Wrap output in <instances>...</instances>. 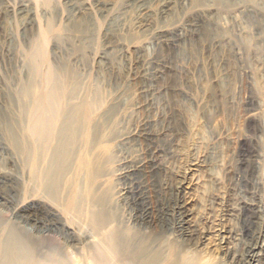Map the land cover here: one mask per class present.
Wrapping results in <instances>:
<instances>
[{"label": "rangeland", "instance_id": "1", "mask_svg": "<svg viewBox=\"0 0 264 264\" xmlns=\"http://www.w3.org/2000/svg\"><path fill=\"white\" fill-rule=\"evenodd\" d=\"M42 5L0 0V92L26 79L28 49L52 22L63 34L52 61L120 100L118 120L132 132L113 178L127 227L235 264L253 231H264V0ZM1 210L17 221L14 207Z\"/></svg>", "mask_w": 264, "mask_h": 264}, {"label": "bare ground", "instance_id": "2", "mask_svg": "<svg viewBox=\"0 0 264 264\" xmlns=\"http://www.w3.org/2000/svg\"><path fill=\"white\" fill-rule=\"evenodd\" d=\"M35 1L49 8L55 0ZM62 35L52 22L40 28L25 53L26 79L0 92V215L1 206L14 207L17 220L0 217V264H223L206 248L163 245L127 227L113 178L132 132L118 120L120 100L52 61ZM186 212L180 207L179 234L187 233ZM261 252L264 231L256 229L233 261L264 264Z\"/></svg>", "mask_w": 264, "mask_h": 264}]
</instances>
